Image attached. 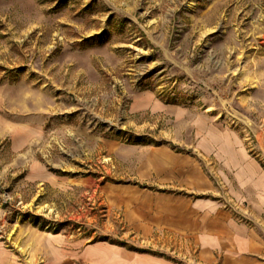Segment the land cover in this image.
<instances>
[{"label":"rangeland","instance_id":"rangeland-1","mask_svg":"<svg viewBox=\"0 0 264 264\" xmlns=\"http://www.w3.org/2000/svg\"><path fill=\"white\" fill-rule=\"evenodd\" d=\"M234 140L264 166V0H0V241L25 264L73 240L195 264L193 237L127 219L147 194L197 195L141 165L167 151L230 205L199 146ZM33 162L56 179L28 181Z\"/></svg>","mask_w":264,"mask_h":264},{"label":"crops","instance_id":"crops-1","mask_svg":"<svg viewBox=\"0 0 264 264\" xmlns=\"http://www.w3.org/2000/svg\"><path fill=\"white\" fill-rule=\"evenodd\" d=\"M31 133L25 124L12 129V150L23 152ZM199 148L215 155L232 196L230 205L200 195L202 190H212L211 183H205L196 168L184 169L171 153L159 150L141 165L143 174L161 187L186 188L197 195L175 191L147 194L127 219L139 233L168 230L193 237L195 264H264V166L236 140L215 141L213 145L204 142ZM26 179L40 182L56 177L33 162ZM45 255V264H183L160 253L134 250L109 240L52 242ZM23 257L0 241V264H25Z\"/></svg>","mask_w":264,"mask_h":264}]
</instances>
